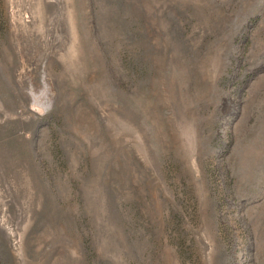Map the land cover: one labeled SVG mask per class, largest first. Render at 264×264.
<instances>
[{"label": "rangeland", "instance_id": "1", "mask_svg": "<svg viewBox=\"0 0 264 264\" xmlns=\"http://www.w3.org/2000/svg\"><path fill=\"white\" fill-rule=\"evenodd\" d=\"M0 264H264V0H0Z\"/></svg>", "mask_w": 264, "mask_h": 264}]
</instances>
